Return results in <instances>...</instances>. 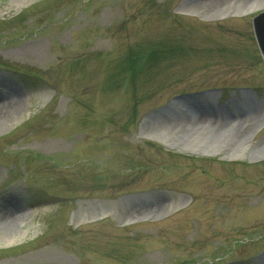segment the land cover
<instances>
[{
    "label": "rangeland",
    "instance_id": "obj_1",
    "mask_svg": "<svg viewBox=\"0 0 264 264\" xmlns=\"http://www.w3.org/2000/svg\"><path fill=\"white\" fill-rule=\"evenodd\" d=\"M262 11L0 0V264H264Z\"/></svg>",
    "mask_w": 264,
    "mask_h": 264
},
{
    "label": "bare ground",
    "instance_id": "obj_2",
    "mask_svg": "<svg viewBox=\"0 0 264 264\" xmlns=\"http://www.w3.org/2000/svg\"><path fill=\"white\" fill-rule=\"evenodd\" d=\"M15 108V105L12 106L11 103H0V123L11 114L12 110ZM11 206V205H10ZM10 206L6 207V213L2 217H0V228H8L12 223L17 219L18 212L15 213L10 211ZM141 213H150L153 211V207H149L143 210H140ZM139 212V211H136ZM143 214V213H142ZM19 217V216H18Z\"/></svg>",
    "mask_w": 264,
    "mask_h": 264
},
{
    "label": "water",
    "instance_id": "obj_3",
    "mask_svg": "<svg viewBox=\"0 0 264 264\" xmlns=\"http://www.w3.org/2000/svg\"><path fill=\"white\" fill-rule=\"evenodd\" d=\"M253 28L258 47L264 58V12L254 18Z\"/></svg>",
    "mask_w": 264,
    "mask_h": 264
}]
</instances>
